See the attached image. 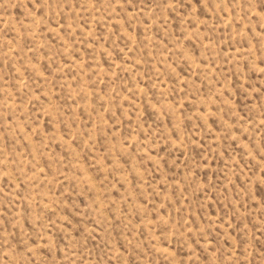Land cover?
<instances>
[{"label":"rangeland","instance_id":"rangeland-1","mask_svg":"<svg viewBox=\"0 0 264 264\" xmlns=\"http://www.w3.org/2000/svg\"><path fill=\"white\" fill-rule=\"evenodd\" d=\"M0 264H264V0H0Z\"/></svg>","mask_w":264,"mask_h":264}]
</instances>
